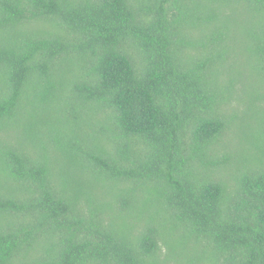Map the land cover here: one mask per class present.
Returning <instances> with one entry per match:
<instances>
[{
  "label": "trees",
  "instance_id": "16d2710c",
  "mask_svg": "<svg viewBox=\"0 0 264 264\" xmlns=\"http://www.w3.org/2000/svg\"><path fill=\"white\" fill-rule=\"evenodd\" d=\"M0 264H264V0H0Z\"/></svg>",
  "mask_w": 264,
  "mask_h": 264
},
{
  "label": "rangeland",
  "instance_id": "374dc122",
  "mask_svg": "<svg viewBox=\"0 0 264 264\" xmlns=\"http://www.w3.org/2000/svg\"><path fill=\"white\" fill-rule=\"evenodd\" d=\"M233 55V54H232Z\"/></svg>",
  "mask_w": 264,
  "mask_h": 264
}]
</instances>
